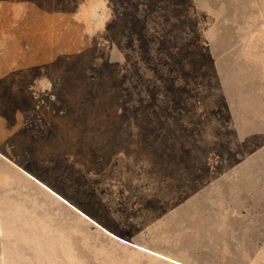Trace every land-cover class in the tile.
<instances>
[{"label":"rangeland","instance_id":"374dc122","mask_svg":"<svg viewBox=\"0 0 264 264\" xmlns=\"http://www.w3.org/2000/svg\"><path fill=\"white\" fill-rule=\"evenodd\" d=\"M35 10L84 47L0 78V264H264V0H0L3 33Z\"/></svg>","mask_w":264,"mask_h":264},{"label":"crops","instance_id":"0c3cea01","mask_svg":"<svg viewBox=\"0 0 264 264\" xmlns=\"http://www.w3.org/2000/svg\"><path fill=\"white\" fill-rule=\"evenodd\" d=\"M12 16L11 25L17 20H29ZM32 16L30 20L35 25L30 35H5V27L0 24V78L18 71L54 67L59 59L74 56L83 49L85 31L77 16L38 10Z\"/></svg>","mask_w":264,"mask_h":264},{"label":"bare ground","instance_id":"6f19581e","mask_svg":"<svg viewBox=\"0 0 264 264\" xmlns=\"http://www.w3.org/2000/svg\"><path fill=\"white\" fill-rule=\"evenodd\" d=\"M25 172V171H24ZM27 172V171H26ZM26 176H27V174H26ZM28 176L33 180V181H35L42 189H44L45 191H48V192H50V193H52L53 194V196L54 197H56L59 201H61L62 203L63 202H65L60 196H58L57 194H55V193H53L54 191H50V189H49V187H47L46 185H44V183H42V182H40L36 177H35V175H32V174H28ZM86 218V217H85ZM92 222V221H91ZM138 249H140V250H142V251H145V252H149V253H151V254H153V255H155V256H157V257H160V258H163V259H165V260H167V261H170V262H173V263H176V262H174V261H172V260H170V259H168V258H165V257H162V256H160V255H158V254H156V253H154V252H151V251H148V250H145V249H142V248H140V247H137ZM176 264H178V263H176ZM180 264V263H179Z\"/></svg>","mask_w":264,"mask_h":264}]
</instances>
